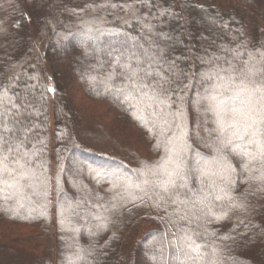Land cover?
<instances>
[{"label": "trees", "instance_id": "obj_1", "mask_svg": "<svg viewBox=\"0 0 264 264\" xmlns=\"http://www.w3.org/2000/svg\"><path fill=\"white\" fill-rule=\"evenodd\" d=\"M114 2L124 12L116 13ZM243 2L264 22V0ZM217 6L195 0H0V114L7 113L0 119L11 127L18 112L16 119L31 129L22 151L36 152L26 178L0 183V264H264V166L253 161L244 172L245 161L217 139L214 114L195 111L215 84L205 74L251 56L259 60L264 35L249 33L237 6ZM109 33L163 49L187 73L179 82L184 102L173 105L184 110L176 122L182 128L163 125L151 109L142 111L139 98L125 99L120 49L102 44ZM83 34L89 39L71 44ZM170 139L177 149L187 145V187L178 201L157 195L151 185L147 194L135 186L164 160ZM217 156L210 171L231 183L213 176L217 186L209 189L197 162ZM201 192L211 195L189 203ZM181 227L199 233L194 239L203 245L202 259L183 253L176 259Z\"/></svg>", "mask_w": 264, "mask_h": 264}, {"label": "snow or ice", "instance_id": "obj_2", "mask_svg": "<svg viewBox=\"0 0 264 264\" xmlns=\"http://www.w3.org/2000/svg\"><path fill=\"white\" fill-rule=\"evenodd\" d=\"M121 49L117 51L119 57L117 64L120 69L118 75L123 78L125 85L121 88L125 99L139 98L140 105L143 106L142 111L151 109L152 115L163 125L171 127L175 123L178 128H182V124L176 122L182 121L184 110L182 107L173 109V105H182L184 102L181 95L183 87L179 82L187 73L180 68L175 59L166 56L163 49L152 51L144 48L142 44L127 41L121 45ZM205 75L206 79L214 80L215 84L196 102L195 111L202 115L208 112L214 114L216 128L213 131L218 133L217 139L224 147L232 146V150L245 161L244 172L252 170L249 166L253 161H259L264 166V51L260 53L259 60L251 56L242 64L229 63L227 68L217 65ZM109 79L115 77L110 74ZM18 115V112L14 113L11 118V127L0 119V183L3 184H8L9 179L14 184H19L21 179L26 178L31 156L36 155L35 151L31 154L22 151L31 129L26 121L16 119ZM168 143L172 147L166 146L164 160L155 167L148 168L144 173V179L135 186L147 194V187L151 185L154 191L159 190L156 192L157 195L163 193L169 199L178 201L180 189L187 187L183 183L186 179L184 154L187 145L177 149L172 139ZM220 159L217 156L212 161L197 162L202 174L211 181L207 185L209 189L217 186L213 176L231 183L229 176L210 171ZM149 176L154 179L150 180ZM259 179L264 181V173ZM261 191H264V188ZM207 195H211V192L207 194L201 192L200 200L189 203L193 206L202 203ZM216 199L222 197L217 196ZM186 218L187 214L180 217ZM179 232L182 235L176 238L180 243L174 245L176 259H180V253L187 259H202L200 249L203 245L197 244L194 239L199 233L191 229L185 231L182 227L179 228ZM193 253L196 255H192Z\"/></svg>", "mask_w": 264, "mask_h": 264}, {"label": "rangeland", "instance_id": "obj_3", "mask_svg": "<svg viewBox=\"0 0 264 264\" xmlns=\"http://www.w3.org/2000/svg\"><path fill=\"white\" fill-rule=\"evenodd\" d=\"M195 1H197L198 3H200L202 5L203 4L204 5H207L208 7L213 6L214 4L220 5V6H217V7H220V8H222V7H230V6H232V8H233V6H237L238 10L242 13V16L248 22V25H249V27H248L249 28V33L251 35L252 34L255 35L256 32L258 31V32H260L261 34L264 35V22L260 19V17H258L257 15L251 13L250 11H248V9L245 6L243 0H195ZM114 5H113V7H115V8L117 7L116 9L119 10V11L117 10L116 13L119 14V12L120 13L124 12V10L121 11L122 8H119L115 2H114ZM135 5L136 4H134V6ZM96 13H99V12L96 11ZM118 14H116V15H118ZM132 14L134 16H138V13L136 11H134V12L132 11ZM192 17H194V16L192 15ZM194 18H195V20H198V17L197 16H195ZM218 27L219 26H216V28H218ZM124 36L125 35H123L121 33L120 34H113V33L110 34L109 33L107 35L102 36V40H103L102 44L103 43H107L106 44L107 46H112V48L119 47V49L121 50V45L125 41H127L128 43H133L136 40L135 37L132 40L131 37H128L127 36V38H126ZM87 39H89V36H87L85 34L79 35V36L77 35V38L75 40L70 38V42H71V44H76L77 41L87 40ZM136 43H140L141 44V42H139L138 40H136ZM51 79H52V77H51ZM52 105L53 104H52V101H51L50 102V113H51V118H52V120H51V129H52L51 134H53V124H54V122H53V115H52ZM86 145L85 146L88 149H90L92 152H95V153L98 152L100 154H104L103 151H101L100 149L94 148V147H92L89 144H86ZM86 147H85V149H86ZM51 154H52V159L54 160V154H55L54 150H52ZM121 173L122 172L119 171V174H121ZM113 174H115V173H113ZM53 176H54V165L51 167V177L53 178ZM49 191H50V215H51V224H53L51 226V228H50V237H51V239H54L55 236H56V224H55L56 215L54 214V210H55V190H54V186H52ZM2 226H4V225H2ZM2 226H0V228ZM2 230L5 231L4 227H2ZM30 234L33 235L34 232L33 231H30Z\"/></svg>", "mask_w": 264, "mask_h": 264}]
</instances>
